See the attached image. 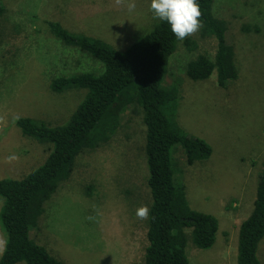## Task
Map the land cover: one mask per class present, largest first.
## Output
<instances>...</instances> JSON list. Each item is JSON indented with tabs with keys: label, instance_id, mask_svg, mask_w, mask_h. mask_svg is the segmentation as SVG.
Returning a JSON list of instances; mask_svg holds the SVG:
<instances>
[{
	"label": "rangeland",
	"instance_id": "rangeland-1",
	"mask_svg": "<svg viewBox=\"0 0 264 264\" xmlns=\"http://www.w3.org/2000/svg\"><path fill=\"white\" fill-rule=\"evenodd\" d=\"M134 2L136 9L130 13L114 0H0L7 12L6 23H0V180H20L48 156L46 148L22 136L16 120L64 124L83 95L54 94L51 81L98 68V63L64 47L48 22L123 50L157 20L150 11L151 0ZM213 10L230 27L228 42L239 77L227 81L225 89L213 78L193 83L185 69L196 56L183 51L172 62L169 84L175 78L182 82L177 121L213 149L208 161L191 167L180 149L176 158L182 174L177 182L193 210L215 216L220 223L210 250L198 249L189 236L190 264H238L239 229L252 214L264 163V0H216ZM244 26L251 28L249 34L242 32ZM192 37L199 53H215L214 40L198 32ZM132 110L125 99L113 109L121 119L119 134L110 146L79 159L71 180L49 203L39 231L32 233V239L63 264L144 262L147 224L135 212L141 205L149 206L145 129ZM12 154L19 159L8 163ZM89 186L95 187L91 195ZM4 246L0 231V256ZM259 258L264 264V242Z\"/></svg>",
	"mask_w": 264,
	"mask_h": 264
},
{
	"label": "trees",
	"instance_id": "trees-1",
	"mask_svg": "<svg viewBox=\"0 0 264 264\" xmlns=\"http://www.w3.org/2000/svg\"><path fill=\"white\" fill-rule=\"evenodd\" d=\"M215 1L197 0L202 12L198 33L216 42L214 54L199 53V44L192 36L176 39L170 26L159 19L148 33L123 50L101 38L75 34L58 23L48 22L51 33L64 47L98 63V68L51 81L54 94L80 91L83 95L64 124L52 126L31 118L16 120L22 136L46 148L48 156L24 178L0 180V231L5 238L0 264H63L48 247L32 239V233L39 231L49 203L71 180L79 159L110 146L119 134L121 119L113 109L123 99L145 129L149 217L143 264H190V235L200 250L215 246L219 220L188 205L183 185L178 186L182 164L176 158L181 149L186 166L191 167L208 161L213 149L178 123L181 78L174 77L175 82L169 84L173 77L171 64L183 51L196 56L186 65L189 81L199 83L213 78L218 88L225 89L227 81L238 79L234 50L228 42L230 27L214 15ZM6 15L0 3V23L7 20ZM250 29L244 26L242 32L249 34ZM86 191L91 195L95 187L89 186ZM263 242L264 163L252 214L239 229L238 264H263L259 258Z\"/></svg>",
	"mask_w": 264,
	"mask_h": 264
},
{
	"label": "clouds",
	"instance_id": "clouds-1",
	"mask_svg": "<svg viewBox=\"0 0 264 264\" xmlns=\"http://www.w3.org/2000/svg\"><path fill=\"white\" fill-rule=\"evenodd\" d=\"M116 6H126L131 13L135 11L134 0H114ZM150 11L154 14V19L166 22L171 32L178 40H184L189 36L195 35L200 28L202 12L197 0H151ZM8 163L18 161L19 157L12 154L7 158ZM135 215L140 220H147L149 208L141 205L136 209Z\"/></svg>",
	"mask_w": 264,
	"mask_h": 264
}]
</instances>
